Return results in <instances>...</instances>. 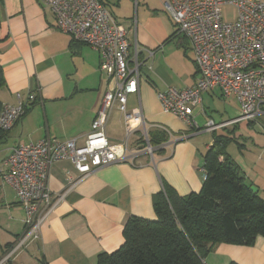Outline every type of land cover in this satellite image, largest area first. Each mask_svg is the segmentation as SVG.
Here are the masks:
<instances>
[{
  "label": "crops",
  "instance_id": "obj_1",
  "mask_svg": "<svg viewBox=\"0 0 264 264\" xmlns=\"http://www.w3.org/2000/svg\"><path fill=\"white\" fill-rule=\"evenodd\" d=\"M100 2L141 50L138 91L126 105L129 112L140 113V122L127 136L123 116L114 108L106 125L116 155H126L127 161L101 168L72 188L70 179L77 176L72 164L54 163L47 185L54 199H62L41 224L39 239L4 264H95L99 254H111L123 244L122 230L130 216L155 219L152 198L163 182L180 196L201 190L203 157L211 145L201 148L194 141L205 132L197 129L195 114H206L204 98L211 99L215 91L202 94V106L193 110L192 126L163 113L157 97L170 87H191L198 78L189 42L161 0ZM0 67L4 78L0 103L17 105L20 101L27 108L0 142L1 261L24 233L25 218L14 190L1 179L3 161L15 146L46 137L76 139L82 145L114 81L99 70L97 53L57 30L53 15L39 0H0ZM236 118L219 124L210 120L224 126L207 133L218 136ZM257 121L264 128V112L246 122L255 126ZM144 130L147 139L158 130L166 133L167 141L152 156L145 152ZM239 138L244 143L237 146L243 153L229 156L245 184L256 187L258 195L264 185L256 175L264 165L260 156L251 154L263 142L243 134ZM203 264H264V237L257 236L251 245H216Z\"/></svg>",
  "mask_w": 264,
  "mask_h": 264
},
{
  "label": "built area",
  "instance_id": "obj_2",
  "mask_svg": "<svg viewBox=\"0 0 264 264\" xmlns=\"http://www.w3.org/2000/svg\"><path fill=\"white\" fill-rule=\"evenodd\" d=\"M54 17L59 32L91 48L99 57V70L114 88L105 93L91 130L84 143L76 139L46 137L37 142L15 146L3 161L1 179L15 192L25 218L24 233L5 254L7 263L30 242L40 237V226L46 221L62 196L53 198L47 185L50 167L69 161L77 176L69 188L111 164L127 161L117 156L106 136L111 111L123 116L129 136L140 122L139 112L127 110V100L138 91L143 62L141 50L130 41L128 31L108 12L100 0H39ZM163 9L187 39L194 55L198 78L191 87L168 88L157 97L163 113L192 126L193 110L202 106V94L218 91L223 99L234 97L238 118L232 123L254 120L264 112V2L262 0H161ZM232 6L236 18L223 21L222 7ZM152 54L149 53V56ZM26 105H2L0 129L9 132L24 116ZM224 125L210 121L205 131L213 132ZM145 151L153 154L148 144Z\"/></svg>",
  "mask_w": 264,
  "mask_h": 264
},
{
  "label": "trees",
  "instance_id": "obj_3",
  "mask_svg": "<svg viewBox=\"0 0 264 264\" xmlns=\"http://www.w3.org/2000/svg\"><path fill=\"white\" fill-rule=\"evenodd\" d=\"M7 134L0 129V142ZM218 137L203 157L201 190L180 196L163 182L152 198L155 219L130 216L122 230L123 244L111 254H99L95 264H203L216 245H251L257 236L264 237V199L245 184ZM166 141L160 130L148 134L153 153Z\"/></svg>",
  "mask_w": 264,
  "mask_h": 264
},
{
  "label": "rangeland",
  "instance_id": "obj_4",
  "mask_svg": "<svg viewBox=\"0 0 264 264\" xmlns=\"http://www.w3.org/2000/svg\"><path fill=\"white\" fill-rule=\"evenodd\" d=\"M264 2V0H262ZM109 12V11H108ZM110 13V12H109ZM222 17L223 21L226 23H231L236 18V10L232 6H223L222 7ZM114 18V17H113ZM191 51H188V53L191 54ZM193 53V52H192ZM213 97L211 99H205L204 98V107L206 110V114H195L196 117V123L198 125L197 129H202L201 131H204L207 124L210 122V120L214 121V123L219 124L222 122H226L229 120H232L238 116V104L234 97H231L229 99H223L219 96V93L217 91L212 94ZM195 123V122H194ZM231 127H228L227 129L217 133L219 140L221 143L225 146V151L228 152L230 156H238L239 153H243L242 149L237 146L235 143V138L237 143L242 144L244 143L243 140H241L240 134H243L245 138L252 137L257 141L261 140L263 142V145L260 148H257L256 150L252 148L251 144H248V148H251L254 150V152L251 154V156H260L261 163L264 165V128L263 125L257 121L253 125L248 124L246 121H240L237 123V125H230ZM199 127V128H198ZM240 134H239V132ZM232 139V140H231ZM194 141L200 145L201 148H204L205 145L210 144L212 145L215 141L213 135L210 133H207L205 131L202 133L199 137H195ZM146 152V151H145ZM247 152L244 153L246 155ZM258 173L256 177H259L258 182H263L264 185V166H260L258 169ZM263 187V188H262ZM261 187V191L258 192V195L264 199V186ZM257 189L256 187H254Z\"/></svg>",
  "mask_w": 264,
  "mask_h": 264
},
{
  "label": "water",
  "instance_id": "obj_5",
  "mask_svg": "<svg viewBox=\"0 0 264 264\" xmlns=\"http://www.w3.org/2000/svg\"><path fill=\"white\" fill-rule=\"evenodd\" d=\"M250 190H251L252 193H254V194L256 193V189L255 188L251 187Z\"/></svg>",
  "mask_w": 264,
  "mask_h": 264
},
{
  "label": "bare ground",
  "instance_id": "obj_6",
  "mask_svg": "<svg viewBox=\"0 0 264 264\" xmlns=\"http://www.w3.org/2000/svg\"><path fill=\"white\" fill-rule=\"evenodd\" d=\"M232 124H234V123H232ZM236 124V123H235Z\"/></svg>",
  "mask_w": 264,
  "mask_h": 264
}]
</instances>
